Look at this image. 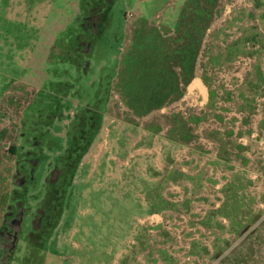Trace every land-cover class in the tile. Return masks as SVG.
Wrapping results in <instances>:
<instances>
[{"label":"rangeland","instance_id":"1","mask_svg":"<svg viewBox=\"0 0 264 264\" xmlns=\"http://www.w3.org/2000/svg\"><path fill=\"white\" fill-rule=\"evenodd\" d=\"M89 17H101L96 30ZM181 19L206 28L194 78L178 101L138 114L118 81L133 30L146 22L165 40ZM80 34L91 42L84 55L71 51ZM89 111L102 113L99 130L68 172L30 264H227L234 249L264 264V0H0L2 222L17 193L25 209L10 264L26 257L47 175L63 167L71 126ZM33 132L44 134L40 161L20 189L7 149L30 152ZM157 194L169 209L147 214ZM221 207L228 216L214 214Z\"/></svg>","mask_w":264,"mask_h":264},{"label":"trees","instance_id":"2","mask_svg":"<svg viewBox=\"0 0 264 264\" xmlns=\"http://www.w3.org/2000/svg\"><path fill=\"white\" fill-rule=\"evenodd\" d=\"M97 20V24H93L94 22L91 17L85 19L87 27L96 30L101 22V17ZM183 21V19L178 21L179 24L175 27V34L165 40L161 39L153 29L147 27L146 22H141L138 30H133V43L125 56L127 58H123L124 62L119 72L120 80L118 81H120L119 85L122 86L121 90H124V92H127L130 95V107L132 109L134 108L133 110L138 114H146L154 109H161L166 104L178 101L181 99L183 89L194 78L196 60L200 54L206 28L203 26L202 29L197 28L195 24L192 28L188 26V23H183ZM82 27H86V25H82ZM76 42L79 44L78 49L71 51L79 52L81 55L90 52L91 42H85V37L82 34L76 39ZM136 46L137 49L133 50ZM146 48L151 52L145 51L147 50ZM71 51L67 52L66 56L74 61L78 67H82L86 70V68H88V63L82 59L80 64V62L74 59L75 54L73 55ZM151 72L156 73L154 78H150ZM125 78L127 79L124 83L123 81ZM120 86H118V88ZM40 92L41 91L39 90L36 92L33 101H35ZM120 94L126 98L122 92ZM209 96L210 100H212L215 96V91L211 90ZM28 109L29 105L25 108L21 119L22 130L24 129L25 123L27 124L25 118ZM88 113L91 114L86 116L82 113L80 116H77L74 126H71L70 132L72 130L75 132L72 134L69 132L68 134L69 145L65 156L62 158L63 167L60 168L55 166L49 171L50 174L47 175L45 181L46 193L33 216L32 232L25 239L27 249L25 253L26 257L24 256L20 264H30L39 254L41 255V236L44 235L46 230L52 227L53 221L56 218L61 191L66 182L65 178L70 170L72 171L78 167L81 157L87 151V147L91 143L90 140L93 139V136L97 130H99V125L97 123L100 122V114L102 113L99 112L98 114L92 111H89ZM93 122L94 125H91ZM92 128L95 129L94 132H91ZM178 129L179 128L177 127V130ZM24 131L25 130L20 133V138L24 136ZM173 132H175V130L169 131L171 135ZM181 132L185 133V130ZM181 132L178 130L179 134H182ZM89 134L90 140H88ZM43 135L42 132H35V134L33 132V135H29V137L26 138L27 143L29 144L28 146L31 148L30 152L27 150L20 154L17 153L14 147H9L7 149L8 153L15 155L17 159L16 170L12 177L15 187L22 189L24 186L34 183L33 177L31 179L30 176L27 175L28 168L30 167L35 171L37 164L40 161V158L38 157V149L42 144L41 137ZM185 135L188 139V134L185 133ZM82 143L83 146L80 145ZM17 154L19 155L17 156ZM21 196L22 195H18V193L17 196H12V202L14 203L16 201L17 212L19 213V217L17 218L18 222L22 220V217L25 214ZM169 204L170 203L162 199L161 195L157 194L149 201L147 214L167 210L169 209ZM12 211L13 205L7 208L3 222L0 226V264H10L21 231L20 225L15 227V230L17 231L16 235L8 229L9 220L13 217ZM232 211L236 210L233 208ZM225 213L224 207L214 211V214L228 216ZM237 223L238 225L234 222L233 225H237L238 228L233 231L243 228L239 222ZM200 224L207 228L209 226L208 218H203ZM194 246L195 245H193V247ZM203 251L207 253V249H204ZM214 253L216 254V257H218L222 251H217L216 248H214ZM229 254L224 257L227 264H250L251 262V253H244L234 249ZM256 262L257 261L253 263L255 264Z\"/></svg>","mask_w":264,"mask_h":264},{"label":"flooded vegetation","instance_id":"3","mask_svg":"<svg viewBox=\"0 0 264 264\" xmlns=\"http://www.w3.org/2000/svg\"><path fill=\"white\" fill-rule=\"evenodd\" d=\"M33 173H34V171L29 167L27 175H29L31 179L33 177ZM12 205H13V211H12L13 217L10 218V220H9L10 222L8 223V229H10L11 232L14 235H16L17 231L15 230V227L16 226L18 227L19 225L21 227L22 220H20L19 222L17 221L18 220L17 218L19 217V213L17 212L18 209H17L16 201ZM22 219H23V217H22Z\"/></svg>","mask_w":264,"mask_h":264},{"label":"crops","instance_id":"4","mask_svg":"<svg viewBox=\"0 0 264 264\" xmlns=\"http://www.w3.org/2000/svg\"><path fill=\"white\" fill-rule=\"evenodd\" d=\"M33 96H34V95H33ZM33 96H32L31 99H33ZM30 102H31V100H30L29 102H27V104L22 108V110H21V117L23 116V112H24L25 108L30 104ZM21 117H20V119H22ZM9 147H12V145L9 146ZM9 154H10V153H9ZM10 155H12V154H10ZM12 156H13V155H12ZM12 173H14V172L11 171V172L9 173V175L6 176V179H7V178H10V176H11ZM8 181H9V179H8ZM0 210H1V208H0ZM1 223H2V219H1V216H0V226H1Z\"/></svg>","mask_w":264,"mask_h":264},{"label":"bare ground","instance_id":"5","mask_svg":"<svg viewBox=\"0 0 264 264\" xmlns=\"http://www.w3.org/2000/svg\"><path fill=\"white\" fill-rule=\"evenodd\" d=\"M194 83H196V82H193V84H194ZM194 85H195V84H194ZM196 86H197V83H196ZM199 86H200V85H199ZM199 86H198V87H199ZM197 89H199V88H197ZM201 90H202V89H201Z\"/></svg>","mask_w":264,"mask_h":264}]
</instances>
